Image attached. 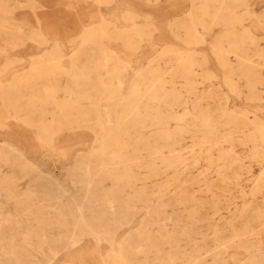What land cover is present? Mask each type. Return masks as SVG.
Instances as JSON below:
<instances>
[{
  "label": "rangeland",
  "instance_id": "374dc122",
  "mask_svg": "<svg viewBox=\"0 0 264 264\" xmlns=\"http://www.w3.org/2000/svg\"><path fill=\"white\" fill-rule=\"evenodd\" d=\"M0 264H264V0H0Z\"/></svg>",
  "mask_w": 264,
  "mask_h": 264
}]
</instances>
